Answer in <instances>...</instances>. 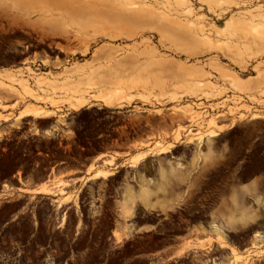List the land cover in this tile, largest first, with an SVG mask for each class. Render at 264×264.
Instances as JSON below:
<instances>
[{
	"label": "rangeland",
	"instance_id": "obj_1",
	"mask_svg": "<svg viewBox=\"0 0 264 264\" xmlns=\"http://www.w3.org/2000/svg\"><path fill=\"white\" fill-rule=\"evenodd\" d=\"M199 1L211 14L198 13L189 0H0V64L30 36L62 49L54 59L35 55L25 67L0 71V91L7 94L0 96V109L25 104L18 117L31 115L23 119L31 125H0V264H143L114 258L110 226L100 225L95 207L98 180L89 182L88 194L83 188L69 192L60 171L51 193L30 190L23 176L45 164L42 154L52 145L38 117L66 108L94 122L97 115L81 111L86 106L130 110L136 122H143L142 112L154 113L179 125L175 140L186 133L181 125L195 126L184 137L199 140L235 126V152L246 144L254 154L256 138L264 148V0ZM16 30L27 33L21 37ZM39 111L47 114L35 116ZM77 127L69 125L66 134ZM153 149L166 148L156 143ZM16 171L20 183L11 177ZM107 175L99 170L92 177ZM215 242L230 250V257H219L221 264H255L264 253L254 241L244 254L219 236Z\"/></svg>",
	"mask_w": 264,
	"mask_h": 264
},
{
	"label": "flooded vegetation",
	"instance_id": "obj_2",
	"mask_svg": "<svg viewBox=\"0 0 264 264\" xmlns=\"http://www.w3.org/2000/svg\"><path fill=\"white\" fill-rule=\"evenodd\" d=\"M189 2L198 13L211 14L205 2ZM14 32L21 37L27 33L23 30ZM60 53L62 49L56 44L35 36L26 37L21 44L7 51L0 70L25 67V60L35 55L54 59ZM41 61L39 59L37 66H43ZM0 96L7 94L0 91ZM15 100L12 98V103ZM5 106L8 105L2 107ZM24 108L25 104L14 110L0 109L2 116L10 115L6 119L0 118V125H14V122L15 125H31L29 121H23L30 114L18 117ZM65 111L38 117L37 125H47V130L64 125L66 134L69 125L78 127L71 128L72 133L66 134L62 140L51 134L52 145L42 154L46 157L45 164H35L30 173L23 176L24 181L69 167L80 172L79 167L98 156L95 153L117 155L118 150L136 138L146 137L148 142L146 161L139 169L110 171L95 188L94 202L100 210V225L110 226L113 256L117 261L127 256L143 264H202L204 261L214 264V259L220 261L219 257L224 254L218 250L200 254L195 244L207 238L215 241L218 236L235 247L250 246L254 241L259 251L264 249V148L261 138H256L254 154L248 153L246 144L241 152H235L237 134L234 138L230 135L235 126L199 140L184 137L189 130L196 131L195 126L181 125L186 127V133L175 140L171 135L179 125L158 129L156 125L134 121L130 110L106 111L103 107L86 106L81 111L97 115L93 125L101 131L89 141L82 138L87 122L82 120L81 113ZM58 116L65 124L57 119ZM161 134L166 135L160 137ZM3 140L4 143L11 141ZM156 143L166 149L157 152L153 149ZM21 154L26 155L25 152ZM39 154L35 152V155ZM17 173L11 177L20 183ZM251 183L253 187L249 189ZM142 190L146 191V203L139 200ZM125 209L130 210L127 216L124 215ZM117 233L121 235L120 239L116 238ZM187 243L191 246L187 247ZM225 249L224 253L230 251ZM255 260V264H264V253L258 254Z\"/></svg>",
	"mask_w": 264,
	"mask_h": 264
},
{
	"label": "crops",
	"instance_id": "obj_3",
	"mask_svg": "<svg viewBox=\"0 0 264 264\" xmlns=\"http://www.w3.org/2000/svg\"><path fill=\"white\" fill-rule=\"evenodd\" d=\"M252 76L254 75H251L250 77ZM247 77L248 76H245L242 79H246ZM141 118H143V122L145 125H146V118L148 119L152 118L153 119L152 124L156 125L158 129H161L166 125H169L167 121L163 123L161 117L154 113L146 114V112H142ZM48 131H50L51 134L58 140H62V138L66 136L65 128L62 125H55L52 129H48ZM84 132L85 134L82 136V138L92 141L101 131H99L98 127L93 125V121H87V124L84 127ZM136 142L146 143V137L136 138L130 141L131 143L130 145L118 150L117 152L118 156L114 155V153H109L110 156H106L105 154L107 153H100V154L95 153V155L98 156L87 160L84 164V167H79L78 170H81L80 172L79 171L77 172V169L75 167H69L68 169L61 171L63 173L64 179L68 182L69 192H74L76 190H80L81 188H83L82 189L83 193L89 191L90 187L88 184L90 181L93 180L99 181L103 179L102 177H92L94 173H96L99 170L110 172L115 169H120L127 172V171H132V170L134 171L139 169V167L146 161V154L144 156H140V155L142 153H146L147 147L146 145L142 147H135L134 143ZM135 159H136V163L133 164ZM108 161L111 162L108 163ZM59 172L60 171H56V170H54L53 172L48 171L46 175L41 174L31 178L29 184L30 190L33 191L34 189L41 188L45 185L52 186L51 182L59 174ZM252 187H253V183L249 185V189H252ZM139 196H140L139 197L140 202L146 203V192L142 190ZM236 248L238 249L239 252H241V254H244V252L247 250V246H237ZM215 250H218V253L230 257V251L224 253L223 249H221V247L218 246L215 241L212 242L210 245H205L202 248L198 246V251L200 254H206L207 252L215 251ZM221 263H223V261H218L214 259V264H221ZM202 264H211V263L204 261L202 262Z\"/></svg>",
	"mask_w": 264,
	"mask_h": 264
},
{
	"label": "bare ground",
	"instance_id": "obj_4",
	"mask_svg": "<svg viewBox=\"0 0 264 264\" xmlns=\"http://www.w3.org/2000/svg\"><path fill=\"white\" fill-rule=\"evenodd\" d=\"M132 7V6H131ZM144 7V6H143ZM189 11V10H188ZM190 12V11H189ZM188 13V12H187ZM191 13V12H190ZM189 25H191V24H189ZM133 97V96H132ZM27 114H29L28 112H27ZM47 113L46 112H42V111H39V112H37L36 114H35V116H40V115H46ZM33 191H36V192H47V193H51L52 192V190H51V188L49 187V186H47V185H45V186H43V187H41V188H36V189H34ZM61 191V190H60ZM255 234V233H254ZM255 235H257V234H255ZM257 236H259V235H257Z\"/></svg>",
	"mask_w": 264,
	"mask_h": 264
}]
</instances>
